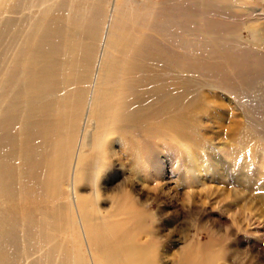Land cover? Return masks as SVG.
<instances>
[{"label": "rangeland", "instance_id": "obj_1", "mask_svg": "<svg viewBox=\"0 0 264 264\" xmlns=\"http://www.w3.org/2000/svg\"><path fill=\"white\" fill-rule=\"evenodd\" d=\"M0 264H264V0H0Z\"/></svg>", "mask_w": 264, "mask_h": 264}]
</instances>
